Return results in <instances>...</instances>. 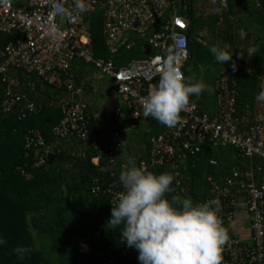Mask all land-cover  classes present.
Wrapping results in <instances>:
<instances>
[{
    "label": "built area",
    "instance_id": "1",
    "mask_svg": "<svg viewBox=\"0 0 264 264\" xmlns=\"http://www.w3.org/2000/svg\"><path fill=\"white\" fill-rule=\"evenodd\" d=\"M221 1L226 7V0ZM86 3L88 10L80 12L75 0H0V113L23 119L41 109V105L25 95L6 89L16 82L9 71L33 73L51 86L72 90L75 84L72 61L76 58L112 78L116 91L125 98L135 119L140 117L137 115L142 112V100L151 91L150 86L159 80L158 70L167 49H175L177 65L185 79L184 66L190 58V49L189 24L182 12L184 0H86ZM102 7L108 58L96 54L88 20ZM4 34H14L15 41L4 45ZM136 34L146 36L150 54L118 64L119 55L134 46L132 36ZM232 77V71L223 68L216 81L213 113L202 112L198 104L190 100L176 126L151 137L149 156L140 161L139 167L149 171V163L168 164L184 192L185 187L179 180L183 158L196 156L206 144L235 147L239 156L248 160L247 166L233 168L221 179L208 176L207 194L199 203L209 200L220 203V217L228 235L222 247V264H264V115L247 132H238V85ZM53 133L59 139L71 136L89 140L91 130L86 104L66 102L63 118ZM123 141V131L118 130L105 144L106 156L112 163ZM52 147L40 130H31L26 137V153L33 148L39 151L33 163L35 167L48 161ZM210 163L216 165L217 161L212 159ZM92 191L98 193L101 187L94 185ZM123 191L122 185L116 183L104 190L110 194L113 205ZM242 207L249 216L251 235L248 239L234 232L236 214ZM121 255L133 257V248L125 246ZM95 264H115V257Z\"/></svg>",
    "mask_w": 264,
    "mask_h": 264
},
{
    "label": "trees",
    "instance_id": "2",
    "mask_svg": "<svg viewBox=\"0 0 264 264\" xmlns=\"http://www.w3.org/2000/svg\"><path fill=\"white\" fill-rule=\"evenodd\" d=\"M184 2L182 12L189 24L190 54L205 67L211 65V82L220 77L222 68L232 71V78L238 85V132H247L264 115V102L256 99L260 89L264 88V42L243 29L240 17L248 11L254 21L264 27V0H226V7L222 6L221 0ZM225 8L227 16L223 18ZM103 19V7L88 17L94 50L98 56L108 58ZM15 38L14 34H4L2 42L5 45ZM219 40L226 50L233 52V61L237 65L235 71L231 67L232 61L219 64L210 53L209 49L217 46ZM135 41L132 49L123 51L117 61L127 64L133 58L145 57L147 41L138 38ZM249 47L257 49L251 57L246 54ZM158 81L153 82L151 90ZM214 95L216 97V89ZM196 97L192 96L190 100L195 101ZM199 108L205 111L201 105ZM62 118V106L52 102L43 103L40 111L23 119L14 114L0 113V238L5 241L0 245V264H95L114 257L115 264H140L134 248L133 257L121 255V250L127 245L121 242L119 230H111L107 225L112 204L110 194L104 190L111 183L120 184L119 175L125 169L114 167L104 149L97 165L93 163V158L100 155L96 148L81 154L56 148L51 150L55 155L52 163L48 165L46 161L38 167L33 164L38 149L33 148L26 153V137L31 130H40L51 143L54 139L52 131ZM187 158L189 178L183 181L184 192L180 190L175 171L168 164L149 163V171L172 174L174 193L167 195L190 197L196 203L207 194L208 176L221 179L233 168L248 164V160L240 157L233 146L212 147L206 144L202 152ZM211 159H215L217 164L212 165ZM94 185H99L101 191L93 192ZM30 226L50 238V248L56 255L55 263L37 248ZM82 244L89 246L88 252L80 248ZM17 247L29 249L23 259L15 253Z\"/></svg>",
    "mask_w": 264,
    "mask_h": 264
},
{
    "label": "clouds",
    "instance_id": "3",
    "mask_svg": "<svg viewBox=\"0 0 264 264\" xmlns=\"http://www.w3.org/2000/svg\"><path fill=\"white\" fill-rule=\"evenodd\" d=\"M75 7L80 12L88 10L86 0H75ZM209 51L217 63L232 61V70H236L233 52L220 46H212ZM256 53L255 47H249L246 54L251 57ZM177 59L174 48L166 50L158 84L142 100V112L137 116L151 117L172 128L190 97L206 90L203 82L182 77ZM256 99L264 102V88ZM173 180L170 173L156 174L135 164L122 170L119 182L124 191L112 204L107 225L111 230L118 229L121 242L138 252L140 264H222V247L228 235L219 201L196 203L190 197H169L167 194L174 193ZM4 243L0 238V245ZM14 251L23 259L29 249L17 247Z\"/></svg>",
    "mask_w": 264,
    "mask_h": 264
},
{
    "label": "crops",
    "instance_id": "4",
    "mask_svg": "<svg viewBox=\"0 0 264 264\" xmlns=\"http://www.w3.org/2000/svg\"><path fill=\"white\" fill-rule=\"evenodd\" d=\"M240 23L244 30L252 32L264 42V27L254 21L250 12L244 11L240 17ZM132 37L134 44H136V38L146 40V36L141 34H136ZM145 45H148V42ZM217 46H222L220 40ZM134 59L140 58H133L132 60ZM195 61V56L190 54V58L184 66V70L187 72V75H185L186 80L196 81L191 79V75L195 76V74L190 71L192 64L194 68H197V61ZM120 62L117 61L118 64H122ZM72 68L75 73V84L72 90L51 86L36 74L20 70L9 71V76L14 78L16 82L14 85L6 86V89L25 95L28 100L41 105V107L43 103L47 102L61 105L62 110L63 105L68 101L86 104L91 130L90 139L81 141L71 136L59 139L52 131L54 139L50 143L53 145L51 150L57 148L64 149L72 154H81L91 148H96L100 155L93 158V163L97 165L105 144L109 142V139L116 131L122 130L124 141L121 147L116 150L113 166L127 169L132 164H135L139 167L140 161L149 156L151 137L163 133L167 127L159 124L151 117L143 119L140 116L135 119L126 104L125 98L116 91L110 76L99 72L93 66L77 58L72 61ZM199 75H203L201 70H199ZM211 86V94L205 90L194 101L198 106L201 105L205 109L204 112L208 113H213L216 109L214 95L216 82L212 81ZM244 168L245 166L237 169ZM180 176L182 184L183 181L189 178L187 157L183 158L180 166ZM234 232L243 239H248L251 235L249 216L244 207L237 211ZM82 245L87 248V250L83 251L88 252L89 246Z\"/></svg>",
    "mask_w": 264,
    "mask_h": 264
},
{
    "label": "rangeland",
    "instance_id": "5",
    "mask_svg": "<svg viewBox=\"0 0 264 264\" xmlns=\"http://www.w3.org/2000/svg\"><path fill=\"white\" fill-rule=\"evenodd\" d=\"M221 4H222V1H221ZM221 47H223V45ZM209 67H211V65L208 67H205L200 60L199 61L197 60V68H194V66L192 64L190 71L195 74V76L191 75V79H195V80L203 82L206 85V90H207L206 92L211 94L210 92H211V88H212V86H211L212 75L210 73L211 71H210ZM199 70L202 71L203 75H199ZM215 104H216V102H215ZM30 228L33 232L34 239L36 242L35 244H36L37 248L44 252L45 257H49L52 260V262L55 263L56 262V255L54 254V252L50 248V238L47 235L38 233L37 231H35L33 229L32 226H30ZM80 248L82 250H87V248L84 247L83 245H81Z\"/></svg>",
    "mask_w": 264,
    "mask_h": 264
},
{
    "label": "water",
    "instance_id": "6",
    "mask_svg": "<svg viewBox=\"0 0 264 264\" xmlns=\"http://www.w3.org/2000/svg\"><path fill=\"white\" fill-rule=\"evenodd\" d=\"M226 16H227V9L225 8V9H223V18H225ZM144 49H145V55H149L150 54V47L148 45H145ZM54 157H55L54 153L50 152L48 155V165H50L52 163V160Z\"/></svg>",
    "mask_w": 264,
    "mask_h": 264
}]
</instances>
